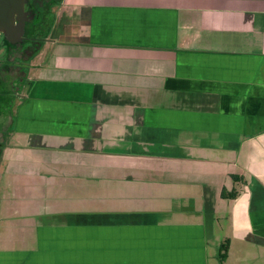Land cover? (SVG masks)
Instances as JSON below:
<instances>
[{
	"label": "crops",
	"instance_id": "obj_1",
	"mask_svg": "<svg viewBox=\"0 0 264 264\" xmlns=\"http://www.w3.org/2000/svg\"><path fill=\"white\" fill-rule=\"evenodd\" d=\"M50 37L0 264H264V0H65Z\"/></svg>",
	"mask_w": 264,
	"mask_h": 264
},
{
	"label": "flooded vegetation",
	"instance_id": "obj_2",
	"mask_svg": "<svg viewBox=\"0 0 264 264\" xmlns=\"http://www.w3.org/2000/svg\"><path fill=\"white\" fill-rule=\"evenodd\" d=\"M65 0H25L23 11L13 15L11 34L0 32V162L15 138L23 99V87L36 69L51 41V29L56 24Z\"/></svg>",
	"mask_w": 264,
	"mask_h": 264
},
{
	"label": "water",
	"instance_id": "obj_3",
	"mask_svg": "<svg viewBox=\"0 0 264 264\" xmlns=\"http://www.w3.org/2000/svg\"><path fill=\"white\" fill-rule=\"evenodd\" d=\"M25 0H0V32L11 34L13 15L23 11Z\"/></svg>",
	"mask_w": 264,
	"mask_h": 264
},
{
	"label": "rangeland",
	"instance_id": "obj_4",
	"mask_svg": "<svg viewBox=\"0 0 264 264\" xmlns=\"http://www.w3.org/2000/svg\"><path fill=\"white\" fill-rule=\"evenodd\" d=\"M33 62H34V64L35 63H38V61H33ZM38 73H39L38 71H36L35 69H33V70H31V72H30L29 75L31 76L32 74H38ZM26 89H27V87H26V84L24 83L23 93H22L23 96L25 94ZM23 101H24V97L21 100V103H22L21 106L24 104ZM22 109H23V107H22ZM22 109H21V111H22ZM15 141L16 140H14V139L11 140V141H7L6 142L7 143V146L10 147L11 145L14 144ZM3 170H4L3 166H0V172L3 171ZM11 182H12V179L10 177H8L7 175L0 174V198L2 197V202L4 200V197L5 198L7 197V193H5V192L2 193L3 192V189L4 188H8V190H9V189L14 188V184H12ZM8 193H10V192L8 191ZM2 202H1V204H2ZM1 204H0V206H1ZM227 212L229 213V210H227ZM4 214H7V212L5 211V209H4ZM1 215H2V211L0 212V218H1ZM220 236L223 239L221 242L226 241L227 238H232L233 237V233H232L231 227H226L225 230H224V232H221L220 233Z\"/></svg>",
	"mask_w": 264,
	"mask_h": 264
},
{
	"label": "trees",
	"instance_id": "obj_5",
	"mask_svg": "<svg viewBox=\"0 0 264 264\" xmlns=\"http://www.w3.org/2000/svg\"><path fill=\"white\" fill-rule=\"evenodd\" d=\"M223 197H226V198H234V195H226L225 193L222 194ZM229 239H227L226 241H224L221 245H220V248H219V256H220V260H225L227 258V252H228V248H229Z\"/></svg>",
	"mask_w": 264,
	"mask_h": 264
}]
</instances>
